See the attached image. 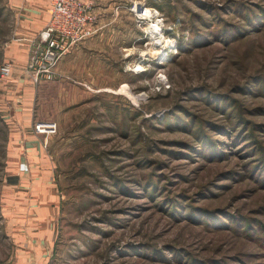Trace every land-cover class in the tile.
Segmentation results:
<instances>
[{"label":"rangeland","instance_id":"374dc122","mask_svg":"<svg viewBox=\"0 0 264 264\" xmlns=\"http://www.w3.org/2000/svg\"><path fill=\"white\" fill-rule=\"evenodd\" d=\"M13 1L0 0V264H264V0H127L38 83L25 68L42 28L23 34ZM153 21L170 39L157 55ZM26 125L37 157L16 149ZM45 175L48 242L29 231Z\"/></svg>","mask_w":264,"mask_h":264},{"label":"built area","instance_id":"2783aa9c","mask_svg":"<svg viewBox=\"0 0 264 264\" xmlns=\"http://www.w3.org/2000/svg\"><path fill=\"white\" fill-rule=\"evenodd\" d=\"M135 4L132 5V11ZM138 4L142 6L141 3ZM92 7V0H50L46 24L36 37L29 40L25 70L33 82L51 79L62 57L97 31V16ZM141 8L145 9L144 6ZM135 16L141 19L140 15ZM10 75L11 65H1L0 76ZM33 130L37 134L48 136L55 133L56 123L35 121Z\"/></svg>","mask_w":264,"mask_h":264},{"label":"crops","instance_id":"0c3cea01","mask_svg":"<svg viewBox=\"0 0 264 264\" xmlns=\"http://www.w3.org/2000/svg\"><path fill=\"white\" fill-rule=\"evenodd\" d=\"M93 1V11L95 12L97 16L96 21V28L97 31L95 34L80 43V46H86L87 43L95 42V40L98 38L97 32H101L103 26H105V20L107 19V13H111L114 11H118V9H122L124 7V2L127 0H92ZM13 3L15 4L16 9H20L19 11L22 12V18H21V31L23 34H26L27 37H30L37 33L41 28L44 27L46 24L48 17H49V7H50V0H14ZM26 40V39H25ZM24 41V40H23ZM26 44V43H25ZM25 44H21L22 52L25 55L27 53ZM77 47L76 50H79L81 47ZM26 131L22 132L24 136H28L27 140L30 139L31 142H25V138H22L24 140L23 148L22 144L20 147L16 148L17 150L24 149V152L27 154H31L32 157H37L35 154L37 151L41 150V147L37 143V137L34 135L32 129L28 128L26 125ZM20 140L19 142H21ZM20 152V151H19ZM18 152V153H19ZM17 155H13L12 158H16ZM17 159V158H16ZM19 162L13 164L11 166L12 172H22V164L21 160L18 159ZM32 171H39L38 165L31 164ZM25 176V175H24ZM48 176H44L42 179H36L33 182H30V189H31V195L34 196L35 200L38 202V206H34L33 216L30 219V222L36 226L31 227L29 230L31 235L35 237L38 240H42L44 242H48L49 240V230L50 226L48 222L51 220V213L53 211V208L51 205L56 201V197L54 196L52 190H49L50 185L47 180ZM29 182H26V186H29ZM42 211L39 212L40 206H43ZM38 209V210H36ZM29 211V210H28ZM27 211V212H28ZM31 211V215H32ZM30 212V211H29ZM38 213H41L38 215ZM25 251L24 249L19 250L20 255L17 260V263H23L25 259Z\"/></svg>","mask_w":264,"mask_h":264},{"label":"bare ground","instance_id":"6f19581e","mask_svg":"<svg viewBox=\"0 0 264 264\" xmlns=\"http://www.w3.org/2000/svg\"><path fill=\"white\" fill-rule=\"evenodd\" d=\"M133 11L136 12L140 17L142 15H145L147 18H150L152 15V11L150 9H143L141 8L140 4L136 3ZM150 21H152L150 19ZM146 31L152 40V43L156 46L155 49L153 48V53L157 55L163 47L169 46L168 43L170 42V39L165 37L161 31V28L158 24V22L149 23L146 27ZM152 50V48L150 49ZM161 54V53H160ZM156 57V56H155Z\"/></svg>","mask_w":264,"mask_h":264}]
</instances>
